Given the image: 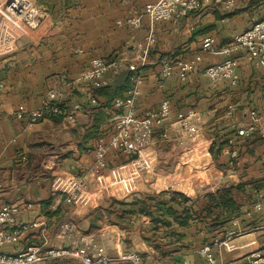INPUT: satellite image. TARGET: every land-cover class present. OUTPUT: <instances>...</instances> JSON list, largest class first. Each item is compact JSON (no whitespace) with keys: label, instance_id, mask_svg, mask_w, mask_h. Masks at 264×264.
Listing matches in <instances>:
<instances>
[{"label":"crops","instance_id":"1","mask_svg":"<svg viewBox=\"0 0 264 264\" xmlns=\"http://www.w3.org/2000/svg\"><path fill=\"white\" fill-rule=\"evenodd\" d=\"M34 1L47 12L39 29L44 24L46 27L38 37L27 35L13 52L0 56V207L9 202L17 204L18 222L37 218L71 219L80 230L94 235L99 242L100 237L105 239L110 253L123 250L118 243L119 235L127 233L130 244L138 245L140 252H146L148 258L143 254L145 262L147 259L154 261L158 252L159 264H207L199 254L206 244L212 246L219 262L251 264L255 251L264 255V187L256 190L249 183L253 179L264 182V67L252 61L247 51L233 42L237 33L264 17V0H234L229 9L212 1L201 11L184 16L176 23L153 22L144 13L145 5L154 0ZM150 31L156 33L157 41L142 63V53L137 45ZM207 35L215 38L218 49L223 46L233 48L239 75L236 84L212 81L205 74L204 67L224 59L220 52L204 51L202 40ZM198 53L203 56L201 66L189 73L185 81L177 72L167 79L162 78L164 56L189 61ZM95 57L107 62L124 60L123 70L129 63L140 64L143 82L136 98L137 114L143 116L146 111L158 110L162 101L168 99L171 116L156 130L145 150L152 160L149 170L142 168L140 175L134 177L132 159L109 150L108 167L100 180L93 179L76 203L67 204L62 195L51 192L52 178L59 173H87L94 163L96 140L112 130L111 121L117 113L112 108L107 110L109 116L99 127L97 136L83 144L82 137L93 123L99 103L89 102L87 86L78 83L77 79ZM129 85L128 82L122 95L127 94ZM56 89L62 92L61 103L65 107L70 108L77 102L82 104L74 123L57 117L29 123L19 114L20 105L27 109L38 108L47 92ZM97 98L98 102L102 101L100 96ZM230 105L236 108L232 112ZM250 109L257 110L261 119L254 134L241 140L236 138L235 129L247 119ZM189 110L200 117L196 139H201L206 164L197 160L195 147L190 148L194 140L178 122L177 114ZM164 130L169 136L167 141L160 137ZM223 138H229V144L215 157L209 148L215 140ZM231 139H237L242 145L235 159L230 155L234 147ZM175 152L191 166H196L198 161V166H203L202 172H206L200 185H194L193 194L183 191L191 200L214 193L220 186L245 184L246 191L238 198L237 216L214 232L208 229L205 221L197 218L186 226L175 223L170 228L161 227L155 239L159 249L144 239L155 226L148 216H141L127 230L110 227L98 234L89 233L86 216L94 206L105 197L123 198L133 192H146L144 182L154 175L161 162L167 166L169 157ZM161 169L166 167L161 166ZM121 177L126 178L122 187L111 185L112 180ZM116 193L123 196L118 197ZM256 202L261 203L260 210L254 208ZM175 207L181 210L178 205ZM229 232L235 233L230 250L214 245L224 240ZM110 234L115 236L112 240ZM54 235L51 230V243L62 245L63 242ZM34 236H37L35 232L23 236L20 246L35 241ZM3 250L13 248L6 246Z\"/></svg>","mask_w":264,"mask_h":264},{"label":"built area","instance_id":"2","mask_svg":"<svg viewBox=\"0 0 264 264\" xmlns=\"http://www.w3.org/2000/svg\"><path fill=\"white\" fill-rule=\"evenodd\" d=\"M212 1L223 4L225 9H229L234 4V0H154L145 5L144 13L153 22L172 21L176 23L184 16L201 11ZM46 17L47 12L40 8L34 0H0V56L13 52L19 41L36 32ZM156 41V33L150 31L138 43L137 48L142 53V63H145L150 48ZM233 42L236 46L245 49L252 61L264 67V17L256 20L249 28L237 33L233 37ZM202 48L204 51L220 52L224 55V59L220 63L204 67L205 74L212 81H229L236 84L239 75L236 72V59L232 55L233 48L223 46L218 49L215 38L210 35L203 38ZM202 61L203 56L199 53L189 61L174 59L171 55H166L161 60V76L163 79H167L177 72L178 77L185 81L189 73L201 66ZM124 63V60L107 62L100 57L91 59L89 66L77 79L78 83L87 86L88 100L91 104L97 103L92 90L110 85L124 69ZM127 69L130 71L129 89L126 95L117 96L113 100L112 109L117 113L111 121L112 130L108 135L104 134L97 138L92 167L85 174L59 173L51 180V192L62 195L67 204L76 203L93 179L100 180L103 171L108 167L107 154L109 150L123 153L132 159L134 177L140 175L142 168L149 170L151 167L152 160L148 158L145 150L152 141L156 130L171 116V104L168 99H164L158 110H149L143 116H139L136 98L143 82L142 69L140 64L135 62L129 63ZM62 95L60 90H50L40 107L27 109L24 105H20L18 112L29 123H37L53 117L74 123L76 112L81 109L82 104L77 102L67 108L61 103ZM235 109V106H229L230 112ZM177 118L180 127L195 140L199 134V115L195 111L189 110L188 112H179ZM260 119L257 110L250 109L247 119L235 129L236 138L242 140L251 137L258 129ZM160 137L164 141L169 139L165 130ZM236 140L231 139V144L234 147L231 149L230 155L233 159L238 157L239 151L242 149V145L240 146ZM125 179V177H121L110 183L112 186H116L117 183L122 184ZM222 187L226 186H220L217 190ZM254 208L260 210L261 203H254ZM18 212L19 206L15 203H5L0 207V264H48V262L57 259H76L82 264L122 262L144 264V256L140 251L124 250L110 253L106 243L99 242L94 235L80 230L71 219L54 221L37 218L34 221L18 222L16 219ZM51 230L54 232V236L63 242L62 245L56 246L51 243ZM34 232L37 234L33 237L35 241L20 246L23 236L28 233L34 234ZM234 234V232H229L224 240L215 242L214 245L224 246L230 250ZM6 246H11L13 250L4 251L3 248ZM199 254L205 258L207 264H236L234 261L219 262L217 256L212 252L210 244L203 245ZM250 262L251 264H264V255L255 251Z\"/></svg>","mask_w":264,"mask_h":264},{"label":"trees","instance_id":"3","mask_svg":"<svg viewBox=\"0 0 264 264\" xmlns=\"http://www.w3.org/2000/svg\"><path fill=\"white\" fill-rule=\"evenodd\" d=\"M127 87L128 81L125 87L117 90H114L110 85L94 90V96L99 103V111L87 129V133L82 137L83 144L97 136L99 127L109 116L107 110H111L114 98L122 96L123 90ZM98 96L102 98V101L98 102ZM228 144L229 138L215 140L209 150L216 157ZM249 183L256 190L264 187L263 179H253ZM245 191V184L239 183L236 186L222 187L214 193H207L202 198L195 200H191L184 193L175 191L133 192L123 198L105 197L86 216L90 224L89 233L98 234L110 227L119 231L127 230L133 226L135 220L141 216H148L155 226L152 229L153 232L145 235L144 239L159 249L160 245L155 241L159 228H170L175 223L179 226H186L190 220L197 218L205 221L208 229L214 232L238 215L240 208L238 198ZM188 202L190 205H187ZM175 205L181 207V210L177 209ZM56 262L57 260H52L48 264Z\"/></svg>","mask_w":264,"mask_h":264},{"label":"rangeland","instance_id":"4","mask_svg":"<svg viewBox=\"0 0 264 264\" xmlns=\"http://www.w3.org/2000/svg\"><path fill=\"white\" fill-rule=\"evenodd\" d=\"M45 27H46V24L42 25L38 31L30 34L31 37H33V38L38 37L41 30H43ZM200 140L201 139H195L193 141V143L191 144L190 148L194 149V147H195L197 160L201 159V161L204 164H206L204 161L205 157H203V155L205 154V149L203 147V144H201L202 142H200ZM194 144H195V146H194ZM243 147H244V145H243ZM181 157H182L181 155L177 156V153L175 152L173 155H171L169 157L170 159L168 160L169 163L167 164V166H166V164L161 162V166L164 168L166 167V169L160 170V168H161V166H160L159 168H156V170H154V175L153 176L150 175L149 178L147 179V181L144 182L145 183L144 187H146V189H147L146 192L152 191V192L158 193V190H163L165 188H168V190H170V191H175V192L181 191V193L184 191L187 194H193L194 185L195 184L200 185L199 181L203 180V178H204L203 174H205L206 172H202L203 166L202 167L198 166V161L195 164L196 166H191L190 163H187V160H184L185 159L184 157L182 159H181ZM164 158L165 157H163L162 159H164ZM157 169H159V170H157ZM117 184H118V185H116L117 187H120V186L122 187L123 183L122 184L117 183ZM177 190H179V191H177ZM159 192H161V191H159ZM116 194L118 197L121 196L119 193H116ZM109 237L108 238L112 240L115 236H114V234H110ZM119 237H120V241L118 243L122 245V249H123L122 251L130 250V249H133L134 247L138 251L141 250V248L138 245H135L133 247L130 244V240L128 239L127 233H124L123 235H119ZM100 238H99V240L101 242L105 241V239L102 240ZM136 243H137V241H136ZM111 252H112V250H111ZM118 252H120V250ZM141 253L144 254L146 258H148L146 256L145 251H143ZM159 254L160 253L157 252V254L155 255V257L153 259L154 261L147 259V262H145V260H144V264H159V261H160V259H159L160 255ZM55 264H82V263L76 259H69L68 261L63 260V259H57V262ZM116 264H131V263L122 262V263H116Z\"/></svg>","mask_w":264,"mask_h":264},{"label":"water","instance_id":"5","mask_svg":"<svg viewBox=\"0 0 264 264\" xmlns=\"http://www.w3.org/2000/svg\"><path fill=\"white\" fill-rule=\"evenodd\" d=\"M130 75V71L128 69L122 70L115 80L110 84V86L114 89H120L127 85V81Z\"/></svg>","mask_w":264,"mask_h":264}]
</instances>
